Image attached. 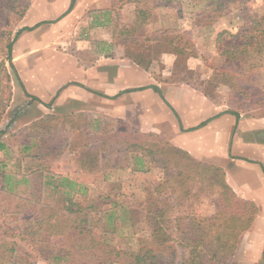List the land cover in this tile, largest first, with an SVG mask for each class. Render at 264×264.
<instances>
[{
	"label": "rangeland",
	"instance_id": "obj_1",
	"mask_svg": "<svg viewBox=\"0 0 264 264\" xmlns=\"http://www.w3.org/2000/svg\"><path fill=\"white\" fill-rule=\"evenodd\" d=\"M9 1L0 0V144L3 145L0 149V168L12 174L14 194L28 197V185L21 182L23 177L42 171L47 184L51 179L58 182L68 178L76 183V190L81 189L91 197L100 200L108 196L113 199L117 195L122 203L134 208L143 207L147 204L148 194L164 180L165 175L160 166L148 161L139 170L134 154L125 158L126 150L121 141L132 133L131 128L117 123L106 111L107 107L99 103L89 102L88 110L79 112L75 106L69 105L54 108V99L44 103L26 93L21 72L32 77L38 71L37 67L41 71H52L54 58L77 50L74 42L78 35L75 31L64 37L63 32L56 28V22L45 23L37 31H30L27 35L22 33L14 42L12 61L7 60L5 47L15 39L19 30L41 21H55L69 10L72 1L20 0L19 5ZM100 6L102 9L98 10L94 4L90 11H112L108 31L120 44L133 45L134 37H127L122 31L134 26L139 11L148 15L143 31L155 33V36L181 34L183 42L189 41L194 46L198 57L189 58L183 66L177 63L175 55L164 53L154 63L160 69L166 68L169 64L163 62L168 63L173 58L170 70L181 78L193 74L194 82L197 81L223 110L256 119L264 117V57L249 61L256 69L249 70V65L241 72L230 68L226 70L224 58L220 56L222 48L216 45L217 34L227 32L235 35L253 20L264 17L263 0H243L226 5L223 16L213 22L202 20L199 15H204L205 11H216L217 7L201 0H102ZM74 7L77 11H88V0H75ZM85 18L84 15L80 19ZM81 33L80 37L88 38V32ZM227 37L225 35L223 39ZM122 51L126 54V47ZM3 66L7 74L3 72ZM221 70L232 73L224 83H219ZM34 142L41 144L26 150V146ZM103 143L105 151L101 152L96 169L88 168V162H80L82 156L88 159L89 148L99 149ZM48 147L51 151L62 152L52 156ZM1 186L0 180L2 202L7 195ZM45 190L48 191L49 187ZM165 199L175 205L173 196H164ZM217 207V196L211 192L201 194L197 199L185 200L180 211L190 217L209 218L216 215ZM137 218L141 217L137 215ZM123 227L129 229L130 236L136 234L137 239L149 234L148 227L143 223L135 228H129L130 224L124 223ZM16 234L14 230H8V224L0 216V239L16 241L17 250L26 254L30 261L36 264H66L46 259L38 248ZM108 238L114 245L123 248H135L137 242L134 237L129 240L116 236ZM227 264H237L234 256Z\"/></svg>",
	"mask_w": 264,
	"mask_h": 264
},
{
	"label": "trees",
	"instance_id": "obj_2",
	"mask_svg": "<svg viewBox=\"0 0 264 264\" xmlns=\"http://www.w3.org/2000/svg\"><path fill=\"white\" fill-rule=\"evenodd\" d=\"M19 1L9 2L19 5ZM201 1L217 7L216 11H205L204 15H199L202 20L213 22L223 16L226 5L243 0ZM74 4L75 0H72L70 9ZM138 14L134 26L122 31L127 37H134L133 45L125 46L127 56L134 63L148 70L164 53L175 55L177 63L183 66L189 58L198 57L194 46L189 41L183 42L179 33L155 36V33L143 31L148 15L145 11ZM38 26L22 28L15 39L6 45L8 61H12L15 40L23 32L32 31ZM225 35L228 37L223 39ZM216 45L222 48L220 56L224 58L225 69L243 71L250 65L251 59L264 57V17L253 20L235 35L227 32L217 34ZM252 69H256V66L250 65L249 70ZM2 70L7 74L5 66ZM220 74L219 83H224L232 73L221 70ZM192 75L178 77L174 81L193 85L210 98L209 93L197 81L194 82ZM229 113L237 118L240 116L238 112ZM121 142L126 150L125 158L134 154L139 170L148 161L160 166L164 172V180L148 194L147 204L134 208L119 201L117 195L113 199L108 196L99 200L81 189L76 190V183L68 178L58 182L51 179L47 184L42 171L23 177L21 182L28 185L29 196L22 197L14 194L12 174L0 168L1 190L7 195L6 199L0 201V216L8 224V230H14L21 240L33 244L46 259L66 264L229 263L241 236L252 228L259 209L233 192L221 169L196 162L187 153L155 135L132 131ZM41 143L34 142L26 146V150L39 147ZM1 148L3 145L0 144ZM47 150L52 156L62 152L51 151V147ZM88 151V159L82 156L80 162H88V168L96 169L100 154L105 151L104 143L99 149L89 148ZM47 186L48 191L45 190ZM211 192L217 196L216 215L196 218L180 211L185 200L197 199L201 194ZM164 196H173L175 205L164 200ZM137 215L141 218H137ZM124 223H129V228L143 223L148 227L149 234L138 239L136 234L130 236L129 229L123 227ZM110 236L127 240L134 237L137 241L135 248L118 247L110 241ZM17 247L16 241L0 239V264H36L25 257L26 254H21Z\"/></svg>",
	"mask_w": 264,
	"mask_h": 264
},
{
	"label": "crops",
	"instance_id": "obj_3",
	"mask_svg": "<svg viewBox=\"0 0 264 264\" xmlns=\"http://www.w3.org/2000/svg\"><path fill=\"white\" fill-rule=\"evenodd\" d=\"M94 4L102 9V0H88V11L73 6L55 21L24 27L39 25L34 32L56 22L64 37L74 31L78 35L75 53L54 58L52 71L37 67L34 73L40 77L21 72L27 95L44 103L52 98L54 108L69 105L79 112L88 110L89 102L99 103L117 123L155 135L196 162L221 169L233 192L259 209L252 228L239 240L234 262L264 264V117L237 118L195 86L173 81L178 78L170 70L173 58L163 62L169 66L162 70L157 63L148 70L134 63L122 51L126 45L109 34L112 11H90ZM83 31L87 39L80 37Z\"/></svg>",
	"mask_w": 264,
	"mask_h": 264
}]
</instances>
